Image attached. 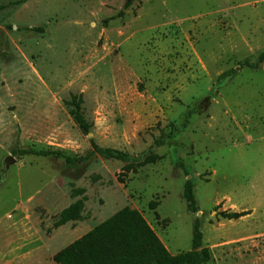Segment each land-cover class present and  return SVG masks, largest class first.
I'll use <instances>...</instances> for the list:
<instances>
[{"label":"rangeland","instance_id":"1","mask_svg":"<svg viewBox=\"0 0 264 264\" xmlns=\"http://www.w3.org/2000/svg\"><path fill=\"white\" fill-rule=\"evenodd\" d=\"M125 1L0 0V264H57L55 252L124 206L172 254L191 248L199 218L204 264H264V63L241 64L264 48V0H132L119 17ZM71 95L81 96L86 133L65 104ZM170 131L173 140L153 144ZM90 140L159 159L124 174L120 160L86 158ZM177 160L190 170L196 213ZM72 187L87 195L82 218L54 227Z\"/></svg>","mask_w":264,"mask_h":264},{"label":"trees","instance_id":"2","mask_svg":"<svg viewBox=\"0 0 264 264\" xmlns=\"http://www.w3.org/2000/svg\"><path fill=\"white\" fill-rule=\"evenodd\" d=\"M131 2L132 0H126L123 9L117 13V16H123ZM106 20H104V23ZM262 63H264V48L258 52L253 62L246 60L241 64L250 68H257ZM236 71L235 68L223 71L216 77L215 83H220L230 78ZM81 103L80 95H71L65 102L70 108L69 113L79 128L86 133L91 123L84 117L80 107ZM203 110L201 102L189 109L184 116L182 127L188 124L192 114H200ZM174 137V134L170 131L156 138L153 144L161 146L173 140ZM90 145L91 149L86 158L96 154L106 159L120 160L125 163L123 166L124 174L130 171L134 172L138 167L154 163L159 159V156L152 151L131 155L112 147L99 146L93 140H90ZM12 152L20 155H61L59 151L52 149L17 148L13 149ZM65 158L67 162L74 164L78 160H84L85 157L78 159L74 157ZM175 167L181 170L185 176L181 195L185 202L186 210L196 213L199 208L194 194V182L190 176V170L180 160L175 161ZM70 194L76 199L60 211L58 219L54 222V227L82 218L84 203L87 199L85 189L72 187ZM155 204V201L150 202L152 207ZM248 213H250V210H221L218 212L222 218L226 219H237ZM209 259V249L202 244L199 218H195L193 223L191 248L187 251L172 254L143 215L130 206L120 208L53 255V260L57 264H204Z\"/></svg>","mask_w":264,"mask_h":264},{"label":"water","instance_id":"3","mask_svg":"<svg viewBox=\"0 0 264 264\" xmlns=\"http://www.w3.org/2000/svg\"><path fill=\"white\" fill-rule=\"evenodd\" d=\"M14 162V158L11 157L10 155H7L4 159H3V164H4V168L2 169V171L4 172L5 169H7L9 167V165L11 163ZM199 214V213H198Z\"/></svg>","mask_w":264,"mask_h":264}]
</instances>
